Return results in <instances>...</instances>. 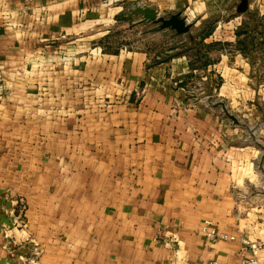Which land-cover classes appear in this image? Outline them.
I'll list each match as a JSON object with an SVG mask.
<instances>
[{"label":"crops","instance_id":"crops-1","mask_svg":"<svg viewBox=\"0 0 264 264\" xmlns=\"http://www.w3.org/2000/svg\"><path fill=\"white\" fill-rule=\"evenodd\" d=\"M135 2L0 0V264L32 251L43 264H240V238L264 241V57L234 47L264 0L245 13L140 0L193 24L216 16L205 42L232 45L194 70L173 50H102ZM194 76L237 124L190 93ZM206 219L235 239L205 237Z\"/></svg>","mask_w":264,"mask_h":264},{"label":"rangeland","instance_id":"rangeland-1","mask_svg":"<svg viewBox=\"0 0 264 264\" xmlns=\"http://www.w3.org/2000/svg\"><path fill=\"white\" fill-rule=\"evenodd\" d=\"M128 13L129 11H126L125 16H121L119 18V21L116 22V25L112 27V29H110V31L103 38H101V40L99 41V45L102 50L116 51L118 48L125 47L127 49L141 48L150 51L151 53H163L170 50H173L174 52L180 50L185 51V49L190 46V43L188 42V34L196 35L204 25V21H201L199 23L193 21L195 24H193L188 33L176 36L174 35L173 31L169 29H160L158 27V24H155L153 22H146L143 20L137 21L138 17H141V15L129 16ZM165 15H167V11H163L159 16L165 17ZM245 17V22H247L251 26L250 29H254V31H252L253 37H256L257 39L264 38L261 34V32L264 33V17L259 16L255 11L245 15ZM205 19H216V16H209ZM244 36L245 35H243L242 37ZM227 49H229V47H226L224 50ZM216 51L217 50L211 51L209 54ZM191 53V50L185 52V54L187 55H190ZM254 53L263 55L264 57V48L260 50L258 49L257 51H254ZM212 57L210 58L214 60L218 59L217 56V58ZM191 78L192 79L188 80L187 82L190 93H192L195 97L199 96L205 98V96H207V89L210 84L208 78H204V76H194ZM211 82V84L214 83L215 85L221 84L219 78H213ZM0 93H3L2 88H0ZM205 99H208V102L210 101L209 103H223L221 97L218 96H214L210 99L209 97H206Z\"/></svg>","mask_w":264,"mask_h":264},{"label":"trees","instance_id":"trees-1","mask_svg":"<svg viewBox=\"0 0 264 264\" xmlns=\"http://www.w3.org/2000/svg\"><path fill=\"white\" fill-rule=\"evenodd\" d=\"M203 23H204L203 27L196 35L188 34V39H189L188 42L190 43V46L187 49H185V51L180 50L178 52H174L173 54L168 55L166 59H169L173 55H179L182 53L185 54V52L191 50L192 53L188 55L190 57L189 68L191 70L200 69V68L205 69L208 65L213 64L216 61L209 57V53L211 51L224 50L226 47L232 45L229 42H221V41L206 43L205 39L208 38L215 29L216 20L207 19L204 20ZM250 28L251 26L247 22H244L235 29L236 42L234 47L244 56H248L250 61H253L255 60V57L253 55L255 54L254 51L264 48V38H262V41L260 42L255 41L257 40V38L253 37L252 34V31H254V29H250ZM261 34L264 37V33L261 32ZM243 35L245 36L242 37Z\"/></svg>","mask_w":264,"mask_h":264},{"label":"water","instance_id":"water-1","mask_svg":"<svg viewBox=\"0 0 264 264\" xmlns=\"http://www.w3.org/2000/svg\"><path fill=\"white\" fill-rule=\"evenodd\" d=\"M140 0H136L134 3V8L130 11L129 16L133 15H141L142 20L146 22H153L158 24L160 29H169L174 31L177 35H183L190 31L193 26L192 22L186 20L185 17L181 15L180 12H176L174 14L169 15V17L165 18L159 16L156 10L150 8L145 5H139ZM248 10V0H239L238 5L236 6L237 13H245ZM222 108L225 115L232 120L235 124H237L236 117L228 112L224 103L219 102L217 104Z\"/></svg>","mask_w":264,"mask_h":264},{"label":"built area","instance_id":"built-area-1","mask_svg":"<svg viewBox=\"0 0 264 264\" xmlns=\"http://www.w3.org/2000/svg\"><path fill=\"white\" fill-rule=\"evenodd\" d=\"M200 233L209 239L234 240L235 237L224 232H218L211 220L206 219L200 225ZM243 244V250L247 247L250 250V255L243 257L240 264H264V257H259L260 250L264 247V241H249L245 238H240ZM16 264H43L38 256V252L32 251L29 255L22 256ZM207 264H220L217 261H209Z\"/></svg>","mask_w":264,"mask_h":264}]
</instances>
